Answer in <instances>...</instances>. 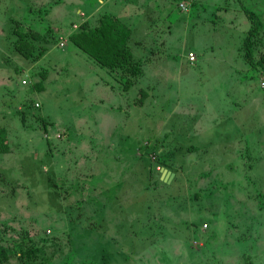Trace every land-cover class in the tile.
Wrapping results in <instances>:
<instances>
[{
	"label": "rangeland",
	"instance_id": "obj_1",
	"mask_svg": "<svg viewBox=\"0 0 264 264\" xmlns=\"http://www.w3.org/2000/svg\"><path fill=\"white\" fill-rule=\"evenodd\" d=\"M26 1L0 0L4 264H264V0ZM104 14L133 76L70 40Z\"/></svg>",
	"mask_w": 264,
	"mask_h": 264
},
{
	"label": "trees",
	"instance_id": "obj_2",
	"mask_svg": "<svg viewBox=\"0 0 264 264\" xmlns=\"http://www.w3.org/2000/svg\"><path fill=\"white\" fill-rule=\"evenodd\" d=\"M27 9L30 10V0L25 2ZM244 12L250 21V27L245 33L243 39V49L245 52V59L249 63H254L253 57V43L255 37L264 28V18L256 11L244 6ZM32 15V13H30ZM28 18V16H27ZM35 18V15L31 16ZM25 28L22 30L18 25L14 29V33L17 35L15 41L16 50L27 58L30 55L32 49V40H27L28 34ZM34 39L40 38L41 35L37 31L32 30ZM131 29L119 18L103 15L99 24L96 26L89 25V22L81 24V28L71 34L70 40L79 49L87 53L99 64L112 69H121L126 77L133 76L134 67L132 66V51L130 49ZM259 64L264 69V60H260ZM131 74V75H129ZM126 82H129L127 78ZM40 87V86H39ZM11 151L8 138V129L4 126H0V154H5ZM40 249L30 247L29 249L21 250L20 261L16 264H31L38 258ZM10 259V253L8 250L0 246V264H4Z\"/></svg>",
	"mask_w": 264,
	"mask_h": 264
},
{
	"label": "water",
	"instance_id": "obj_3",
	"mask_svg": "<svg viewBox=\"0 0 264 264\" xmlns=\"http://www.w3.org/2000/svg\"><path fill=\"white\" fill-rule=\"evenodd\" d=\"M174 175L171 171L168 169H162V179L166 182H169L171 180V177Z\"/></svg>",
	"mask_w": 264,
	"mask_h": 264
},
{
	"label": "built area",
	"instance_id": "obj_4",
	"mask_svg": "<svg viewBox=\"0 0 264 264\" xmlns=\"http://www.w3.org/2000/svg\"><path fill=\"white\" fill-rule=\"evenodd\" d=\"M190 59H194V56H193V54H191V56H190Z\"/></svg>",
	"mask_w": 264,
	"mask_h": 264
},
{
	"label": "crops",
	"instance_id": "obj_5",
	"mask_svg": "<svg viewBox=\"0 0 264 264\" xmlns=\"http://www.w3.org/2000/svg\"><path fill=\"white\" fill-rule=\"evenodd\" d=\"M32 15H34V14H32Z\"/></svg>",
	"mask_w": 264,
	"mask_h": 264
}]
</instances>
